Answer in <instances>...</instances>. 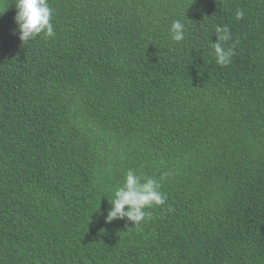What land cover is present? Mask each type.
<instances>
[{"label":"trees","instance_id":"trees-1","mask_svg":"<svg viewBox=\"0 0 264 264\" xmlns=\"http://www.w3.org/2000/svg\"><path fill=\"white\" fill-rule=\"evenodd\" d=\"M12 2L0 264H264V0H49L55 36L27 44ZM224 25L235 55L221 67ZM129 169L165 204L136 227L105 223Z\"/></svg>","mask_w":264,"mask_h":264},{"label":"clouds","instance_id":"clouds-1","mask_svg":"<svg viewBox=\"0 0 264 264\" xmlns=\"http://www.w3.org/2000/svg\"><path fill=\"white\" fill-rule=\"evenodd\" d=\"M12 3L16 8L14 17L17 24L16 31L19 33L22 44H27L41 35L45 39L55 36V29L51 23L53 10L49 5V0H13ZM243 16L242 10L237 12V19H242ZM185 32L184 23L180 20L172 21L169 27V37L173 42L183 41ZM214 34L216 42L210 41V47L215 62L221 67L228 66L235 55V45L226 46L227 42L232 40L231 31L227 25L217 26ZM160 189L161 183L157 179L137 175L136 171L129 169L123 183L113 191L111 201L108 200L111 207L107 211L105 223L126 219L134 227L138 226L148 215L146 209L165 204L167 198Z\"/></svg>","mask_w":264,"mask_h":264}]
</instances>
